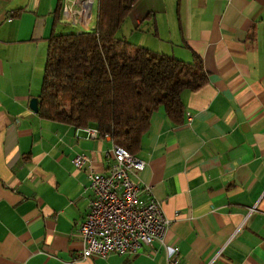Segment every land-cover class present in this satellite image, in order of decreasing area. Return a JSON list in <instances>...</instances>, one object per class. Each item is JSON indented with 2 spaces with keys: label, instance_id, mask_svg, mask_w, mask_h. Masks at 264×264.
<instances>
[{
  "label": "crops",
  "instance_id": "1",
  "mask_svg": "<svg viewBox=\"0 0 264 264\" xmlns=\"http://www.w3.org/2000/svg\"><path fill=\"white\" fill-rule=\"evenodd\" d=\"M56 4L0 0V264H167L158 241L150 255L81 257L87 172H106L113 142L29 106ZM120 31L181 60L196 53L208 76L181 93V123L151 115L135 155L144 167L132 180L151 186L170 220L165 244L179 264H264V0H136ZM75 155L88 159L80 169Z\"/></svg>",
  "mask_w": 264,
  "mask_h": 264
},
{
  "label": "trees",
  "instance_id": "2",
  "mask_svg": "<svg viewBox=\"0 0 264 264\" xmlns=\"http://www.w3.org/2000/svg\"><path fill=\"white\" fill-rule=\"evenodd\" d=\"M136 0H99L95 27L52 33L37 96L43 119L95 126L100 136L136 155L151 115L162 108L173 123L183 121L181 93L208 81L202 59L189 61L135 46L115 34ZM57 0L54 21H60Z\"/></svg>",
  "mask_w": 264,
  "mask_h": 264
},
{
  "label": "built area",
  "instance_id": "3",
  "mask_svg": "<svg viewBox=\"0 0 264 264\" xmlns=\"http://www.w3.org/2000/svg\"><path fill=\"white\" fill-rule=\"evenodd\" d=\"M94 1L61 0V20L89 31L93 25ZM189 119L191 117L186 112V120ZM83 129L91 139L99 136L95 126ZM105 136L110 137L108 133ZM106 158L109 163L106 172H87L92 197L85 216L76 228L82 247L81 257L86 259L108 253L133 255L140 250L150 255L153 243L158 241L165 245L167 264H179L177 245L164 242L170 220L164 215L161 201L154 197L150 185L132 180L131 173L143 169L144 162L114 142ZM87 161L85 155L72 158L74 166L79 169Z\"/></svg>",
  "mask_w": 264,
  "mask_h": 264
},
{
  "label": "rangeland",
  "instance_id": "4",
  "mask_svg": "<svg viewBox=\"0 0 264 264\" xmlns=\"http://www.w3.org/2000/svg\"><path fill=\"white\" fill-rule=\"evenodd\" d=\"M97 11H98V0L94 1V4L92 6V20L93 25L90 26V29L94 28L95 22H96V17H97ZM56 31L57 32H69V31H79V30H84L82 28H79L78 26H73L64 22H57L56 24ZM115 37L120 38L121 37V31L120 29L117 31L115 34Z\"/></svg>",
  "mask_w": 264,
  "mask_h": 264
},
{
  "label": "water",
  "instance_id": "5",
  "mask_svg": "<svg viewBox=\"0 0 264 264\" xmlns=\"http://www.w3.org/2000/svg\"><path fill=\"white\" fill-rule=\"evenodd\" d=\"M29 106L31 107V109H33L34 111H37V99L36 98H32L29 102Z\"/></svg>",
  "mask_w": 264,
  "mask_h": 264
}]
</instances>
